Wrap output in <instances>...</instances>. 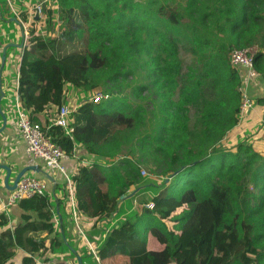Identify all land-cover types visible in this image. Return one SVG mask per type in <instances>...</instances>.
Segmentation results:
<instances>
[{"label":"trees","instance_id":"1","mask_svg":"<svg viewBox=\"0 0 264 264\" xmlns=\"http://www.w3.org/2000/svg\"><path fill=\"white\" fill-rule=\"evenodd\" d=\"M229 4L219 12L201 14L199 0H188L186 13L193 18L201 14L200 24L205 26L220 16L229 19L236 49L264 39V0H230ZM142 8L133 0H58L56 13L48 8L39 18L21 14L30 26L17 64L18 103L33 123L48 127L60 108L69 104V85L93 90L105 83L117 89L110 91L113 95L128 81L125 60L146 55L148 84L134 88L132 95L142 98L148 92L159 100L162 117L154 134L135 139L129 156L118 154L129 139L122 135L135 134L145 126L142 108L115 98L99 104L89 98L71 107L74 141L91 156L117 158L110 165H81L73 176L79 215L101 221L119 211L121 197L142 179L131 156L165 177L164 189L152 201L155 208L140 207L132 219L110 231L98 248L100 262L95 261L264 264V154L247 142L220 143L238 130L242 74L224 56V46L205 37L197 38V52L206 59L182 74L176 31L189 32L191 27L171 10L161 8L152 15ZM255 67L260 77L250 96L260 108L264 106L261 51ZM198 104L204 111L191 127L189 107ZM50 135L68 156L74 155L73 141L63 130L53 127ZM40 167L53 175L45 165ZM249 178L257 194H246ZM63 179L56 191L62 190L68 202ZM47 182V194L19 203L27 213L22 223L11 228L6 215H0V264H18L19 255L23 264H35L34 257L45 247V241L36 238L40 232L56 234V245L64 244L54 225L56 208ZM166 220H171V227ZM149 234L163 249H149Z\"/></svg>","mask_w":264,"mask_h":264},{"label":"rangeland","instance_id":"2","mask_svg":"<svg viewBox=\"0 0 264 264\" xmlns=\"http://www.w3.org/2000/svg\"><path fill=\"white\" fill-rule=\"evenodd\" d=\"M0 3L3 9L7 8V2L1 0ZM135 3L141 4L143 6L144 11L151 12L152 15L158 14V10L161 8H165L166 10H171L176 15H182L183 22L191 27V30L188 32L184 30L182 33L176 31L178 34L177 37V46H178V55L181 61V72L182 74H186L189 71L193 70L196 66L199 65L200 59H206V56L199 54L197 52L198 37L207 38L214 45L224 46L225 50L223 52L224 56L230 59L231 53L236 49L233 44V36L231 35V21L229 19L223 18L220 16L218 20H213V22H209L208 25L200 24V15L202 13H213L219 12L220 10L226 9L230 4V0H199L200 6V15L199 17H190L186 13L187 2L188 0H133ZM186 33V34H185ZM185 34V35H184ZM187 36V39L185 38ZM255 45L259 48V50L264 55V39L259 37L256 39ZM126 68L124 71L130 73L128 81L122 83V90L118 93L111 94V90H117L116 88H110L105 85V83H101L98 87H95L93 90H79L75 88V99L69 103L70 107L76 106V103H82L87 101L91 95L95 92H102L105 95H108L109 101L112 98H115L119 101L125 100L131 103L135 108H142L144 110V119L145 126L139 131L135 132V134H123L122 136H129L127 141L124 140V145L122 146L120 154L121 156L128 155L130 153L129 148L131 144L134 143L135 139L139 136H145L147 134H154L157 130L158 126L161 122V109L159 100L153 99L150 94L145 93L142 98H136L132 95L134 88L143 86L148 84V76H150V65L149 58L146 55H141L139 58L130 59L129 61L125 60ZM239 71V70H238ZM256 80H251L249 82V90H255ZM246 84V82H245ZM251 87V88H250ZM10 94L9 97H11ZM73 96V95H72ZM181 98V89H178L175 94V100H180ZM106 102V101H105ZM108 104V103H105ZM258 107V105H257ZM254 108V112L244 118L242 121L239 120V124L237 126L238 130L232 131L227 134V136L220 142L229 143L231 141L235 142H247L252 145L255 150L257 149L259 152L264 154V106H260V108ZM11 110L15 113L17 117L16 106H11ZM189 116H190V125L193 127L198 117L201 116V113L204 111L202 109V105L198 104V106H190L189 107ZM0 115H2L0 113ZM3 118V117H2ZM242 129V130H239ZM263 132V133H261ZM262 135V136H261ZM130 145V146H129ZM129 156V155H128ZM131 159L136 161L139 164V168L141 170V180L134 186H132L125 194V198L121 199L120 207L121 213L125 216L122 221L117 223V226L125 223L127 220L132 219L134 215L138 212L140 207L145 206L146 204L153 201V198L157 196L160 191H162L165 187L164 181L165 177L159 175L155 167H152L148 164L140 163L136 157L131 156ZM110 165L114 161H117L116 157H110L105 159L104 157L101 159ZM43 166V164H40ZM49 170V169H48ZM54 177L61 182H64L62 176L54 171L49 170ZM2 172V171H0ZM30 176L34 175L32 172L28 173ZM15 178V174L13 175ZM168 179L167 181H170ZM62 185V183H61ZM245 192L248 195H254L258 193V190L254 187L252 179L249 178L245 182ZM169 227L172 226L171 220H166L165 222ZM148 243L150 250H161L163 246L152 236L149 234Z\"/></svg>","mask_w":264,"mask_h":264},{"label":"crops","instance_id":"3","mask_svg":"<svg viewBox=\"0 0 264 264\" xmlns=\"http://www.w3.org/2000/svg\"><path fill=\"white\" fill-rule=\"evenodd\" d=\"M4 1L7 2L6 9H3L0 4V93H3L0 106L7 118V125L3 133L0 134V163L8 165L12 169V175L10 178V184H12L17 174L23 168L30 165H38V162L26 152V145L23 142L17 127V117L11 110V106H16L18 103L17 87L19 70H17V64L22 57L23 49L25 47V45L23 47L22 45L26 43L27 38L24 27L17 17L20 18L21 14L28 13V16L30 17L35 16L36 18H39L35 11L38 6L42 7V13L48 8H51V10L56 13L58 9V0ZM1 2L2 1L0 0V3ZM20 20L27 27L30 26V21L25 22L21 18ZM69 87L71 92L68 103H70L72 99H75V94L77 96L75 87L73 85H69ZM10 94H12L11 97H9ZM68 105L70 106V104ZM3 124L4 121L0 115V129L3 127ZM73 150L74 155L68 160L63 161V165L67 168L72 177L79 172L81 165L90 166V164H107L106 162L101 161L102 158L88 154V152L76 142L73 144ZM0 171H2L0 172V215L5 214L9 220V227L13 228L23 222L22 216L27 213L22 210L19 204L11 207L7 213H4L2 210V206L6 203L11 191L6 189L4 185L6 172L1 169ZM14 174L15 178H13ZM58 182V185L63 183L61 181ZM49 193L53 195L52 203L56 208L53 219L56 232H58V234L62 233L64 244L62 245V243H59L56 245V240H53L56 237V234H48L47 232L37 233L36 238L44 240L45 247L34 257L35 264H79L78 256L81 257L83 264H99L91 255L86 242L75 225L69 203L64 197V192L62 190L56 191V189L54 192L52 186ZM120 207H122V205H120ZM121 210L122 209H119L110 220L104 219L98 221L97 219L78 215V222L81 230L91 244L99 248L108 235H106V232L112 231L114 228L118 227L117 223L122 221L125 216L124 214H120ZM181 211L182 209L177 211L174 215L179 214ZM63 227H65V229ZM21 259L22 256L19 255L16 262L18 264H23Z\"/></svg>","mask_w":264,"mask_h":264},{"label":"built area","instance_id":"4","mask_svg":"<svg viewBox=\"0 0 264 264\" xmlns=\"http://www.w3.org/2000/svg\"><path fill=\"white\" fill-rule=\"evenodd\" d=\"M35 11L37 15L40 16L43 9L41 6H38ZM17 19L23 25L27 37L28 27L20 20L19 17H17ZM259 53L260 50L257 45H250L245 48L235 49L230 56L231 66L234 69L239 70L242 74L241 85L238 88V92L242 97L238 116L240 121L246 118L249 114L253 113L254 108L257 107L256 101L250 96L249 82L251 80H257L260 77V73L255 67V60ZM90 98L95 104H99L103 100H107L109 96L102 92H95ZM257 108H259V106ZM16 113L17 127L21 138L26 145L27 154L31 155L38 162V165L43 164L51 171L58 172L65 178L69 193L68 203L75 225L95 260L100 262L98 257V247L88 241L78 222L79 214L76 207L75 188L72 182L73 177L70 176L67 168L63 165V161L68 160L70 156L67 155L62 145L54 142L52 135H50L53 127L60 128L64 131L66 136L71 138L74 144L75 141L72 135L74 129L71 126V107L68 104L63 105L57 116L53 119L52 124L48 127L33 123L29 114L20 107L19 103L16 104ZM48 190L49 184L47 180L34 175L30 176L26 174L21 178L17 188L14 191H11L6 203L2 206V210L4 213H7L11 207L18 205L23 201H29L43 196L48 193ZM145 207L148 210H153L155 208V204L150 202L146 204ZM109 232L110 231H107L106 235Z\"/></svg>","mask_w":264,"mask_h":264},{"label":"water","instance_id":"5","mask_svg":"<svg viewBox=\"0 0 264 264\" xmlns=\"http://www.w3.org/2000/svg\"><path fill=\"white\" fill-rule=\"evenodd\" d=\"M24 45H25V43L22 45V47ZM4 61H5V58H4ZM2 98H3V93L1 92L0 93V102H1ZM0 113L2 114L1 116L3 117V121H4L3 127L0 129V134H1V133H3V131L5 130L6 125H7V118L4 115L1 106H0ZM0 169L6 172L4 185H5L6 189H8L9 191H14L17 188L18 183L20 182L21 178L23 176H25L26 174H28L29 172H32V173H34L36 175H40L44 179L48 180L51 183V185L53 186V191L54 192H55L56 186L59 183L58 180L53 175H51L49 172H47L45 169H43L39 165H30V166H27V167L23 168L17 174V176H16V178H15V180H14V182L12 184H10V178H11V175H12V169L8 165L1 164V163H0ZM124 198H125L124 196L121 197L122 200ZM78 261H79V264H83L82 259H81L80 256H78Z\"/></svg>","mask_w":264,"mask_h":264},{"label":"flooded vegetation","instance_id":"6","mask_svg":"<svg viewBox=\"0 0 264 264\" xmlns=\"http://www.w3.org/2000/svg\"><path fill=\"white\" fill-rule=\"evenodd\" d=\"M40 166V165H39Z\"/></svg>","mask_w":264,"mask_h":264}]
</instances>
